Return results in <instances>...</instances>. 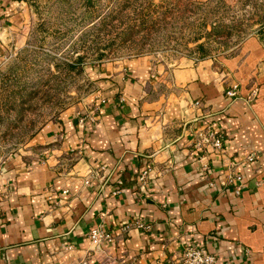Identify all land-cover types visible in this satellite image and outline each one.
I'll return each mask as SVG.
<instances>
[{"label": "crops", "instance_id": "1", "mask_svg": "<svg viewBox=\"0 0 264 264\" xmlns=\"http://www.w3.org/2000/svg\"><path fill=\"white\" fill-rule=\"evenodd\" d=\"M23 9L0 0L4 31ZM5 49L0 36V60ZM90 75L93 108L59 114L0 165V264H171L188 246L215 264H264L260 36L218 61L138 57ZM209 125L222 156L192 147ZM229 176L241 181L225 186ZM97 229L112 237L100 250Z\"/></svg>", "mask_w": 264, "mask_h": 264}, {"label": "rangeland", "instance_id": "2", "mask_svg": "<svg viewBox=\"0 0 264 264\" xmlns=\"http://www.w3.org/2000/svg\"><path fill=\"white\" fill-rule=\"evenodd\" d=\"M15 1V30L0 32V165L59 114L93 108L90 70L218 61L249 37L264 41V0Z\"/></svg>", "mask_w": 264, "mask_h": 264}, {"label": "built area", "instance_id": "3", "mask_svg": "<svg viewBox=\"0 0 264 264\" xmlns=\"http://www.w3.org/2000/svg\"><path fill=\"white\" fill-rule=\"evenodd\" d=\"M2 24L0 22V32L2 30ZM238 86L236 84L232 85L230 88L226 89L225 96L230 99H234L237 97ZM192 147H194L198 152L203 154H207L208 152H212L216 155H223V136L218 133L211 125L207 126L204 130H200L195 134L194 140L192 142ZM245 161L251 163L254 161L253 156H247ZM147 172H142L139 176L140 187L143 188L144 184L147 182ZM241 179L238 176H229L225 182V186H233L236 182H240ZM210 187L213 184H209ZM235 195H239L240 188L235 187L234 189ZM138 228L148 229L140 224H136ZM127 228V227H126ZM91 245L100 250L101 246L105 244H109L112 242V237L110 234L104 233L101 230H93L90 232ZM216 259L215 256L203 251L197 247H186L180 256L177 258L175 262L172 264H215ZM80 264H86V262H81Z\"/></svg>", "mask_w": 264, "mask_h": 264}]
</instances>
